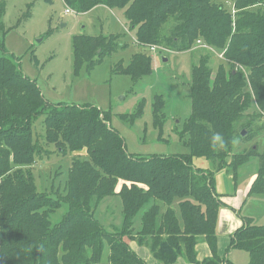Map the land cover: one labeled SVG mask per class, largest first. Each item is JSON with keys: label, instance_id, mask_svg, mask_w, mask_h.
<instances>
[{"label": "trees", "instance_id": "trees-1", "mask_svg": "<svg viewBox=\"0 0 264 264\" xmlns=\"http://www.w3.org/2000/svg\"><path fill=\"white\" fill-rule=\"evenodd\" d=\"M64 3L78 13L97 6L124 10L142 50L128 65L118 62L113 74L127 76L134 84L154 74V61L147 52L153 46L182 53L195 49L201 40L239 69L228 72L221 64L214 72L207 57L200 59L192 67L191 114L181 131L190 154L147 157L127 152L123 138L109 125L111 111L91 104H51L37 81L22 73L15 56H0V264H146L130 245L135 239L163 264H176L179 258L199 264L196 246L204 240L214 256L202 264H222L225 260L217 256V221L223 194L216 192V172L226 170L236 184L241 167L258 158L260 166L248 196L264 195V151L257 145L232 154L234 144L249 143L264 131V124L253 127L264 120V0ZM6 8L7 0H0L1 31ZM5 36L0 37L1 50ZM128 45L120 34L75 35L74 76L93 70ZM252 106L257 109L249 116ZM165 108L164 95H156L153 118L161 130L167 119ZM40 116L45 130L42 143L64 156L86 152L72 157L63 194L40 192L31 169L51 149L35 142L34 124ZM216 132L227 141L225 149L211 147ZM194 158H205L216 170L196 168ZM110 197L122 202L120 231L106 230L95 216L101 202ZM176 200L179 212L172 205ZM64 206L62 218L53 221V214ZM138 217L142 229L135 234ZM232 245L249 253L250 264H264V226L247 220L235 232ZM107 246L110 254L104 263Z\"/></svg>", "mask_w": 264, "mask_h": 264}, {"label": "rangeland", "instance_id": "rangeland-1", "mask_svg": "<svg viewBox=\"0 0 264 264\" xmlns=\"http://www.w3.org/2000/svg\"><path fill=\"white\" fill-rule=\"evenodd\" d=\"M215 1L223 3V0ZM226 6L232 7L230 2L226 3ZM99 9L94 12L78 13L68 7L64 0H7L6 15L3 19L4 28L3 31L0 30L1 38L6 35L5 48L0 49V56H15L22 73L37 81L45 99L50 103L91 104L103 111H111L109 125L123 138L129 154L147 157L156 154L164 156L190 154V148L181 140V131L184 121L191 114V100L188 95L192 81V67L205 57L209 59V66L214 72L218 71L221 64L228 72L233 68L237 71L239 66L230 63L222 55L223 53L208 49L207 44L201 40L202 44L198 41L195 49L182 53L153 46L147 49V52L152 55L154 61V74L134 84L129 77L113 73L117 62L123 60L125 65H128L131 57L142 50L136 42V31L132 30L130 25L129 29L126 27L128 23L124 10H111L104 6ZM171 27L172 24L168 25V28ZM50 30L52 32L48 35ZM111 32L126 35L129 46L106 58L89 71L90 73L83 72L75 77L73 37L79 34L96 36ZM164 57L168 58V62H163ZM160 65L161 67L156 69V66ZM244 71L248 75V71ZM160 94L164 95L167 114L162 130L154 125L153 118L154 97ZM141 106L144 107L142 116ZM256 109V106H252L249 116H252ZM133 114L139 116L132 117ZM122 115L129 117L125 119ZM43 119L44 117L40 116L34 124L35 142L39 141L45 148L47 146L51 149H48L50 151L43 160L39 158L31 169L40 192L63 194L66 191L72 157L85 156L86 152H75L64 156L58 153L57 148L46 145L45 141L42 143L43 138L45 139ZM263 124L264 120L261 119L254 123L253 127H260ZM257 145L259 151L263 152L264 131L249 143L234 144L232 154L251 147L256 148ZM193 163L196 168L216 170V167L214 168L205 158H194ZM259 166L260 160L253 157L239 170L237 182L239 188L244 189L255 168L258 172ZM219 174V171L216 172L217 176ZM224 180L227 192L234 193L235 188L228 177ZM122 185L123 182H119L117 191H120ZM223 190V187H217V191L223 192ZM249 200L255 205L250 209V216H253L254 210L261 212L253 218L254 224L264 225V195H250ZM172 205L179 212L178 200ZM249 208L250 204H247L243 212L246 214ZM122 209L121 199L110 197L101 202L95 216L106 230L120 231L124 220ZM66 210L64 206L55 212L52 216L53 221L60 220ZM141 229V217H138L133 226L134 233L140 232ZM220 236L221 234L218 235ZM133 241L130 245L135 246L133 247L141 258V246H138L137 239ZM147 249L152 257V263L163 264L154 257L149 248ZM109 254L107 246L103 256L104 263L108 261ZM231 255V259L236 264H249V256L246 252L235 250ZM184 260L186 263V258ZM203 262L199 261V264Z\"/></svg>", "mask_w": 264, "mask_h": 264}, {"label": "crops", "instance_id": "crops-1", "mask_svg": "<svg viewBox=\"0 0 264 264\" xmlns=\"http://www.w3.org/2000/svg\"><path fill=\"white\" fill-rule=\"evenodd\" d=\"M99 8H101V6H97L96 8H94L93 10H91L89 12H94V10H96V9L100 10ZM126 27H128V29H129V24H126ZM109 34H113V33L111 32ZM117 34H119V33H117ZM105 35H108V34H105ZM160 56H165V55H160ZM162 60H163V62H168V58H166V57L162 58ZM119 62H124V61L120 60ZM124 64H125V62H124ZM160 64H161V61H160ZM160 67H161V65L159 67L156 66V69H159ZM87 73H89V72H87ZM51 104H54V103H51ZM77 105H81V104H77ZM176 155H178V154H176ZM219 173L220 174L218 176L216 175V189H217V187H223L224 190H223V192L216 191L218 195L223 194V196L220 198V200L222 202V207H221V210L219 212V217H218V221H217L218 235L221 234V236H222V237L221 236L218 237V235H217V256H219L220 258L225 260V262H222V264H236L231 259L232 258L231 254H232V251L241 250V249L235 248L232 245V239L234 237V234L239 228H241L243 226V224L247 220L252 222L253 225H256L253 222V218L256 215L261 213L260 211L254 210L253 216H250L251 215L250 209L252 207H254L255 205L251 204V200H249V196H248L250 188H251L254 180L256 179V175H257L256 173H258V172H257V168H255L252 176L249 178V181L246 183L244 189L239 188L238 183H237L238 180L235 184V182L233 181L232 175L229 174L226 170L220 171ZM225 177H228V179L230 180V182L234 186V188H235L234 193L233 192L232 193L227 192V190L225 188V180H224ZM247 204H250V208L248 209V211L245 214L243 212V210ZM245 219H247V220L245 221ZM257 226H264V225H257ZM227 235H228V237H227ZM133 246H132V249H134V247H135V246L134 247ZM196 250L198 253V256H197L198 261L203 262L205 259H211L214 256L212 250L210 249V246L204 240H200L198 242V244L196 246ZM135 251L137 252V250H135ZM241 251H244V250H241ZM244 252H246V251H244ZM246 253L249 256V264H250V261H251L250 255L248 252H246ZM137 254H138V252H137ZM141 259L144 260L146 264H155V263H152V257L148 253V249L145 247H142V246H141ZM184 262H185V260L183 258H180L176 264H187Z\"/></svg>", "mask_w": 264, "mask_h": 264}, {"label": "clouds", "instance_id": "clouds-1", "mask_svg": "<svg viewBox=\"0 0 264 264\" xmlns=\"http://www.w3.org/2000/svg\"><path fill=\"white\" fill-rule=\"evenodd\" d=\"M210 143H211V147L214 150L225 149L227 147V141L222 136V134L219 133V132H216V133L212 134V136L210 138Z\"/></svg>", "mask_w": 264, "mask_h": 264}, {"label": "built area", "instance_id": "built-area-1", "mask_svg": "<svg viewBox=\"0 0 264 264\" xmlns=\"http://www.w3.org/2000/svg\"><path fill=\"white\" fill-rule=\"evenodd\" d=\"M199 44H202L201 41H199Z\"/></svg>", "mask_w": 264, "mask_h": 264}, {"label": "water", "instance_id": "water-1", "mask_svg": "<svg viewBox=\"0 0 264 264\" xmlns=\"http://www.w3.org/2000/svg\"><path fill=\"white\" fill-rule=\"evenodd\" d=\"M244 135H245V133H244Z\"/></svg>", "mask_w": 264, "mask_h": 264}]
</instances>
